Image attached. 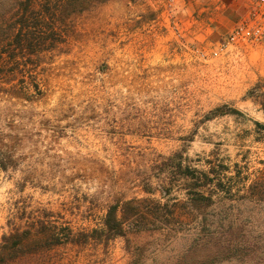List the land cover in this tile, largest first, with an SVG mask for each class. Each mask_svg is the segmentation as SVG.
<instances>
[{"label":"rangeland","instance_id":"1","mask_svg":"<svg viewBox=\"0 0 264 264\" xmlns=\"http://www.w3.org/2000/svg\"><path fill=\"white\" fill-rule=\"evenodd\" d=\"M245 11L244 0H109L75 14L67 43L41 57V95L0 84V241L45 213L91 231L110 204L140 201L126 236L13 264H264V113L250 93H264V41L226 43ZM217 107L237 112L208 117ZM181 149L183 164L218 165L215 202L194 221L168 213L187 198L168 166ZM203 219L217 230L194 245Z\"/></svg>","mask_w":264,"mask_h":264},{"label":"trees","instance_id":"2","mask_svg":"<svg viewBox=\"0 0 264 264\" xmlns=\"http://www.w3.org/2000/svg\"><path fill=\"white\" fill-rule=\"evenodd\" d=\"M107 1L109 0H0V84L7 85L4 90L28 100L41 95L35 72L41 57L60 50L67 43L73 30L72 18L75 14ZM259 87L260 84H256L250 93L255 92L262 97L260 104L264 113V93ZM230 112L235 113L237 110L217 107L207 116ZM184 151L185 149H181L174 152L171 164L168 165L171 166V172L184 179L187 195L185 202L175 201L171 204V211L168 212L171 213V221L183 217L194 221L201 216L203 209L215 202L211 192H215L217 185L214 180L218 174V165L212 159L205 160L209 165L207 170L183 164ZM177 181L178 179H174L171 186ZM209 187L212 188L208 189ZM205 190L208 191L207 195ZM139 202L138 199H129L110 204L104 213L101 227L77 234L68 227L48 221L49 213H45L43 216L46 219L39 221L37 227L33 225L15 229L2 236L0 264L16 263L13 260H18L23 255L36 254L64 242L82 244L93 240L100 243L113 237L126 236L125 223L139 214L134 206ZM168 213L167 218L170 217ZM199 223L194 245L202 244L205 237L206 241L209 240V237L212 238L210 234L217 230L215 221L208 223L203 219Z\"/></svg>","mask_w":264,"mask_h":264},{"label":"built area","instance_id":"3","mask_svg":"<svg viewBox=\"0 0 264 264\" xmlns=\"http://www.w3.org/2000/svg\"><path fill=\"white\" fill-rule=\"evenodd\" d=\"M246 11L226 36L230 45L249 46L264 41V0H244Z\"/></svg>","mask_w":264,"mask_h":264}]
</instances>
